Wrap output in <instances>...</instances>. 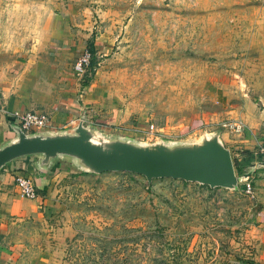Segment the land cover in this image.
Instances as JSON below:
<instances>
[{"label":"rangeland","instance_id":"obj_1","mask_svg":"<svg viewBox=\"0 0 264 264\" xmlns=\"http://www.w3.org/2000/svg\"><path fill=\"white\" fill-rule=\"evenodd\" d=\"M87 42L94 67L77 73ZM64 47L67 92L80 105L71 126L85 113L99 131L140 142L218 130L232 161L243 155L241 138H264V0H0V64L53 66ZM229 119L245 131L220 128ZM261 143L245 152L264 155ZM50 174L40 206L0 208L1 263L254 264L259 256L241 182L225 191L124 172Z\"/></svg>","mask_w":264,"mask_h":264},{"label":"water","instance_id":"obj_2","mask_svg":"<svg viewBox=\"0 0 264 264\" xmlns=\"http://www.w3.org/2000/svg\"><path fill=\"white\" fill-rule=\"evenodd\" d=\"M86 122L83 113L75 125L65 129L28 133L11 124L15 137L0 144V172L29 157L34 169L45 176L57 163L67 162L85 175L124 172L143 176L149 183L163 178L227 191L241 182L218 130L185 140L140 142L118 133L105 134Z\"/></svg>","mask_w":264,"mask_h":264},{"label":"crops","instance_id":"obj_3","mask_svg":"<svg viewBox=\"0 0 264 264\" xmlns=\"http://www.w3.org/2000/svg\"><path fill=\"white\" fill-rule=\"evenodd\" d=\"M62 53L60 60L55 61L53 66L52 63L40 59L6 66L0 64V144L15 137L10 129V125L15 124L11 116L22 115L30 110L46 112L50 117L52 129H63L75 121L80 105L76 101L75 93L67 92L69 58L66 47L62 49ZM73 87L70 86L69 91L73 92ZM261 141H264V138L258 132H251L239 140L241 145L237 148L240 152H249L253 147L262 145ZM237 155L239 163L246 165V171L252 172L250 217L258 234L259 247V256L254 264H264V155H256L255 152ZM56 171H61L62 176L76 173L67 162L57 163L50 172ZM50 172L46 176L38 173L33 167V160L30 163L18 160L7 165L0 172V208L6 207L10 212L17 214H28L34 210L38 206L40 196L34 199L20 198L15 180L18 176L33 177L37 190H41L48 185ZM0 264L4 263L0 260Z\"/></svg>","mask_w":264,"mask_h":264},{"label":"built area","instance_id":"obj_4","mask_svg":"<svg viewBox=\"0 0 264 264\" xmlns=\"http://www.w3.org/2000/svg\"><path fill=\"white\" fill-rule=\"evenodd\" d=\"M91 59V54L87 52L84 57L79 59L74 66V70L77 73H83L86 67L89 66ZM1 100V94H0ZM2 110V109H1ZM13 122L21 128L24 133L37 131V130H51L52 125L49 115L43 110H30L25 112L22 115L11 116ZM220 128L223 130L241 135L245 128L242 123L238 120L229 119L220 125ZM264 153V150H261ZM247 173V172H246ZM241 183L243 184V193L250 197L252 196L251 192V179L250 177H244L243 174L240 176ZM15 187L17 193L22 199H34L37 196L36 193V183L34 179L30 176H18L15 180Z\"/></svg>","mask_w":264,"mask_h":264},{"label":"trees","instance_id":"obj_5","mask_svg":"<svg viewBox=\"0 0 264 264\" xmlns=\"http://www.w3.org/2000/svg\"><path fill=\"white\" fill-rule=\"evenodd\" d=\"M86 48L88 49V52L91 54V60H90V64H89V66H88V68L86 67V69H85V72L88 70H91L92 69V67H94V63H95V60H94V55H95V53H96V49H95V46H94V44L92 43V42H87V44H86ZM87 71V72H88ZM84 72V73H85ZM243 154L244 155H249V153L248 152H243ZM27 158H29V157H27ZM232 165H233V168L235 169V172L238 174V176H240V175H244L245 173H246V171L244 170V167H242V165L239 163V161L238 160H236L235 161V159L232 161ZM84 174V173H83ZM204 187V186H203ZM206 188V187H205ZM208 189V188H207ZM209 190V189H208ZM43 191H45V189L43 188V189H41V190H37L36 189V193H37V196H36V198L38 197V196H40V199L38 200V205H41L42 204V202H43Z\"/></svg>","mask_w":264,"mask_h":264}]
</instances>
